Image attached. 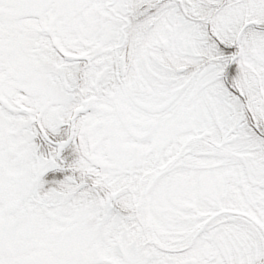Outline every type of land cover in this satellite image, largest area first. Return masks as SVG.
<instances>
[{"label":"snow or ice","instance_id":"6c2138e0","mask_svg":"<svg viewBox=\"0 0 264 264\" xmlns=\"http://www.w3.org/2000/svg\"><path fill=\"white\" fill-rule=\"evenodd\" d=\"M0 264H264V0H0Z\"/></svg>","mask_w":264,"mask_h":264}]
</instances>
